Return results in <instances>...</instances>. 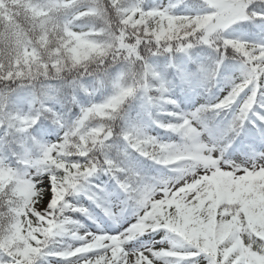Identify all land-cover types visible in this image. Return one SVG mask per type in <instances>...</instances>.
Listing matches in <instances>:
<instances>
[{
    "label": "snow or ice",
    "instance_id": "6c2138e0",
    "mask_svg": "<svg viewBox=\"0 0 264 264\" xmlns=\"http://www.w3.org/2000/svg\"><path fill=\"white\" fill-rule=\"evenodd\" d=\"M0 264H264V0H0Z\"/></svg>",
    "mask_w": 264,
    "mask_h": 264
}]
</instances>
